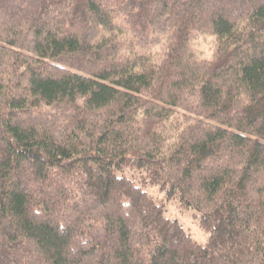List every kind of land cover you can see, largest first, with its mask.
<instances>
[{"label":"trees","instance_id":"1","mask_svg":"<svg viewBox=\"0 0 264 264\" xmlns=\"http://www.w3.org/2000/svg\"><path fill=\"white\" fill-rule=\"evenodd\" d=\"M0 264H264V0H0Z\"/></svg>","mask_w":264,"mask_h":264},{"label":"rangeland","instance_id":"2","mask_svg":"<svg viewBox=\"0 0 264 264\" xmlns=\"http://www.w3.org/2000/svg\"><path fill=\"white\" fill-rule=\"evenodd\" d=\"M131 178L130 174H127ZM134 181L140 185L143 190L151 196L154 201L163 208V214L166 218L177 221L182 229L199 245L203 246L208 240V234L200 229L197 220L193 218L192 210L183 209L177 199H167L164 190L157 185L149 184L145 179L138 178V174H134ZM143 176V175H142Z\"/></svg>","mask_w":264,"mask_h":264}]
</instances>
